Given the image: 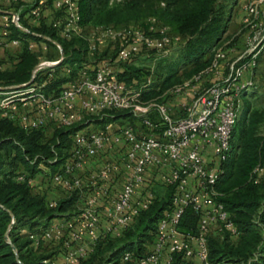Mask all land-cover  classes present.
<instances>
[{
	"label": "built area",
	"instance_id": "built-area-1",
	"mask_svg": "<svg viewBox=\"0 0 264 264\" xmlns=\"http://www.w3.org/2000/svg\"><path fill=\"white\" fill-rule=\"evenodd\" d=\"M78 1L8 0L13 6L0 11V49L22 46L9 37L8 26L29 32L21 25L24 7L25 15L37 23L50 10L47 25L60 37H80L86 44L84 60L61 69L65 80L57 91L49 89L56 76L47 69L62 60L61 54L56 60L39 61L28 82L0 90L4 95L0 117L24 131L80 126L70 135L65 160L46 178L63 193L76 192L81 206L72 216L54 219L42 238L61 243V264H77L93 253L99 241L121 238L161 189L169 193V205L150 231L147 250L138 257L125 252L118 264H172L175 253L197 264H211L206 249L210 232L239 236L230 213L216 200L213 185L244 98L255 89L264 92V0H241L236 42L225 48L214 46L206 67L146 101L139 90L120 82L117 73L142 54L167 53L182 37L153 18L146 31L110 25L87 31L79 24ZM108 44L116 47L112 57L101 55ZM27 49L40 57L47 51L45 43L34 41L27 43ZM144 80L150 83V78ZM115 112L131 114L139 128L128 123L113 126L109 119ZM93 120L101 121L102 128H90ZM93 158L100 164L85 170ZM14 179L27 185L34 182L26 173ZM56 201L49 198L48 207ZM187 206L198 215L196 236H182L176 230ZM30 237L37 245V237Z\"/></svg>",
	"mask_w": 264,
	"mask_h": 264
},
{
	"label": "trees",
	"instance_id": "trees-1",
	"mask_svg": "<svg viewBox=\"0 0 264 264\" xmlns=\"http://www.w3.org/2000/svg\"><path fill=\"white\" fill-rule=\"evenodd\" d=\"M12 6L9 4L4 9ZM27 10L24 7L21 15H25ZM78 10L79 24L85 28L110 25L122 29L138 24L141 27L135 28L146 31L150 18H153L168 27L171 34L184 39L175 59L158 70L161 82L151 85L152 91L156 87L162 91L180 82L177 77L180 67H188L185 72L187 77L206 67L211 60L212 49L226 32L231 17L230 8L224 10L220 0H79ZM21 25L29 32L19 30L11 23L8 26L9 37L20 40L22 46L12 56L8 67L3 68L0 59V87L18 86L29 81L40 57L27 49L29 41L45 43L47 51L53 50L57 58L60 53L56 44L60 46L62 60L48 71L61 70L66 65L84 60L86 44L82 38L60 37L43 19L36 27H31L22 18ZM106 52L102 51L101 55L106 56ZM50 58L49 54L45 60ZM41 73H36V77ZM149 75L148 70L144 74L140 67L126 63L117 73V79L128 88L137 89L140 79ZM63 80V76L56 77L50 87ZM140 93L147 95L144 90ZM246 111L243 107L240 110L229 150L213 185L216 200L230 213L239 236L232 239L225 232H210L206 238V249L211 264H264V133L255 137L253 130L259 121L252 119L247 124L241 115ZM78 127L55 128L47 125L24 131L17 124L0 117V264H55V256H61V243H56L52 250L44 245L46 240L42 236L54 219L68 217L65 209L77 199V194L65 193L57 199L54 207H48L49 189H35L37 178L42 183L44 168L40 164L43 163L49 173L58 170L71 145L69 136ZM49 129L52 130L51 141L44 143L45 132ZM256 167L261 171H254ZM18 173L34 178L33 184L17 182L14 177ZM168 205L169 193L165 191L137 217L121 238L99 241L93 253L77 264H118L125 252H132L137 257L142 255L151 239L152 227ZM197 222V212L187 206L179 217L176 230L182 236H196ZM141 224L143 229H139ZM5 235L9 242H6ZM30 236L37 237V245ZM172 264L197 262L175 253Z\"/></svg>",
	"mask_w": 264,
	"mask_h": 264
},
{
	"label": "rangeland",
	"instance_id": "rangeland-1",
	"mask_svg": "<svg viewBox=\"0 0 264 264\" xmlns=\"http://www.w3.org/2000/svg\"><path fill=\"white\" fill-rule=\"evenodd\" d=\"M116 1H120V0H116ZM240 1L241 0H220V4L222 5V7H224V10H227L230 8L231 17H230V20L228 21L226 32L222 35L221 39L216 43V46H222V48H225L229 44L236 42L238 35L240 34V31L238 32L239 26L236 25L237 22L239 21V17H240V13H239ZM129 27L135 28V27H141V26L138 24H131V25H129ZM183 42H184V39H181L180 43L171 47L167 53H164L161 56L160 55L158 56L157 54L146 53V54L140 55L135 61L132 62L137 67H140L142 69V73L145 74L147 70L150 73L149 76H145L146 78H150V83H146V81L144 80L145 78L140 79V81L138 83L139 86L137 89H140L141 92L144 90L147 93V95L141 94L140 97L143 101L156 99V98L164 95V92L167 89L162 90V91H158L157 87H156L155 90L157 92H155V90L154 91L151 90V85L159 84L161 82V77L158 74V70H160L161 67L164 66L166 63H170L171 61H173L175 59L177 49L181 46V44ZM110 49L111 50H110L109 55H110V57H112L115 53V50H116L115 44H114L113 48L111 47ZM47 54L48 55L50 54L51 60H56L57 57H56L54 51L49 50L46 52V54H44L43 56H41L39 58V61L47 59V56H48ZM187 68H181L180 67L178 69L177 77L180 78V82L186 80L189 77V76L187 77L185 75ZM62 73L63 72H61L60 69H57L54 71V74L57 77V79L62 78V76H63ZM63 81L61 83H59L58 85L50 87V90L57 91L60 88ZM180 82H178V83H180ZM178 83H175V84H178ZM4 88H6V87H0V90L2 91V90H4ZM3 96H4L3 94L0 95V98ZM243 109H247V111L245 113L242 112V114H241L242 116H244V120L247 121V124H249L252 121V119L259 121V122L255 123V127L253 130L255 137H259L260 135H262L264 133V92L261 89H255V90L249 92L243 100ZM112 115H113V118L110 119V122L115 127H119V126L123 125L124 123H128V124L132 125L133 127L139 128L138 119L133 117L131 114L124 113V112H115V113H112ZM151 117L154 120L157 119V115L155 113H152ZM248 117H249V119H247ZM257 119H259V120H257ZM90 128H92V129L102 128V122L99 120H93L90 122ZM45 135L46 136L44 138V143H49L51 141L52 130L51 129L47 130L45 132ZM69 138H70V136H69ZM40 165H42V167L44 168L43 173H42V183L41 184H44L46 189H49L48 180L46 178L48 169L47 170L45 169L46 166L43 163H41ZM163 193H165L164 190L157 189L158 195H162ZM64 194L65 193H63V192L60 193V195H64ZM80 206H81V202L76 199L71 205H69L65 209V211H67L66 215H68V216L74 215L78 211ZM56 219H59V218H56ZM52 243H54V242H52ZM47 245L49 247L51 246L50 243H47ZM50 248L52 250L55 249V248H53V246H51Z\"/></svg>",
	"mask_w": 264,
	"mask_h": 264
},
{
	"label": "crops",
	"instance_id": "crops-1",
	"mask_svg": "<svg viewBox=\"0 0 264 264\" xmlns=\"http://www.w3.org/2000/svg\"><path fill=\"white\" fill-rule=\"evenodd\" d=\"M8 0H0V11H2L4 8H7L8 7ZM52 15H51V12L50 10H46L44 12V20L46 22H48L50 19H51ZM23 20L28 24L30 25L31 27H36L38 25V23L36 21H34L33 19H30L28 18L26 15L23 16ZM1 25H2V18L0 16V28H1ZM237 26H239V21L237 22L236 24ZM235 25V26H236ZM234 26V27H235ZM87 31H91L93 30V28H86ZM113 48L112 45H104L102 48H103V51H107L106 52V56H110L109 53H110V48ZM20 47H10L8 50H3V49H0V59L3 61L2 63V67L3 68H6L8 67L11 62H12V56L16 53V51L19 49ZM100 164V159L99 158H93L91 159L88 164L85 166V170H91L93 168H95L96 166H98ZM36 190H40L42 188L45 187L44 184H41V181L39 180V178H37V182H36ZM63 192L60 188L56 187V186H52L51 188H49V190L47 191V194H48V198H52V199H58V198H61L63 195H60V193ZM47 243H50V241H45L44 242V245L47 246L48 248H50L51 246H55L56 243H50L51 246L49 247L47 245ZM61 256L60 254H57L55 256V264H60L61 263Z\"/></svg>",
	"mask_w": 264,
	"mask_h": 264
},
{
	"label": "water",
	"instance_id": "water-1",
	"mask_svg": "<svg viewBox=\"0 0 264 264\" xmlns=\"http://www.w3.org/2000/svg\"><path fill=\"white\" fill-rule=\"evenodd\" d=\"M60 54H62V52H61V51H60ZM5 240H6V242H9L7 235H5ZM12 250H13V251H15V249H14V247H13V246H12Z\"/></svg>",
	"mask_w": 264,
	"mask_h": 264
}]
</instances>
